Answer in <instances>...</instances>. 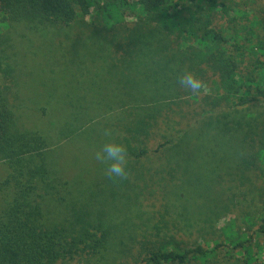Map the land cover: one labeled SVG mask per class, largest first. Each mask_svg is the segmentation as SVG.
I'll use <instances>...</instances> for the list:
<instances>
[{
    "label": "rangeland",
    "instance_id": "374dc122",
    "mask_svg": "<svg viewBox=\"0 0 264 264\" xmlns=\"http://www.w3.org/2000/svg\"><path fill=\"white\" fill-rule=\"evenodd\" d=\"M220 2L229 12L217 8L212 26L234 36L228 48L241 65L236 80L244 91L248 80L262 75L255 50L242 37L251 30L252 44L264 48V0ZM125 15L131 27L136 17ZM97 21L90 11L77 27L0 25V67L11 72L6 93L13 129L44 139L45 161L66 184L63 202L45 203V219L58 222L76 208L101 218L110 233L95 256L68 264H144L160 246L175 252L211 248L224 245L226 237L249 240L246 250H218L208 264H242L248 258L264 264V234L255 235L264 219V99L235 109L237 95L226 94L204 65L185 59L182 42L165 41L173 57L166 58L163 44L154 42L153 49L164 48L162 54L132 55L130 68L126 61L117 64L123 38L107 45L90 39ZM149 45L143 38L139 46ZM185 67L206 83L199 96L177 84ZM152 113L156 125L147 135L135 134L136 152L145 148L148 154L142 159L129 154V180L106 178L105 166L92 158L107 140L102 130L111 128L120 142L134 145L135 122L152 123ZM166 141L171 143L165 146ZM8 173L0 161V181Z\"/></svg>",
    "mask_w": 264,
    "mask_h": 264
},
{
    "label": "trees",
    "instance_id": "16d2710c",
    "mask_svg": "<svg viewBox=\"0 0 264 264\" xmlns=\"http://www.w3.org/2000/svg\"><path fill=\"white\" fill-rule=\"evenodd\" d=\"M217 8H221L224 15L229 12V7L220 0H0V25L23 22L33 26L77 27L83 24L90 11H94L98 23H92L94 28L89 38L101 39L107 45L117 42L116 37L121 36L124 46L121 49L127 58L122 54L116 61L117 64L126 61L127 67L135 63L132 55H146L148 52L160 55L164 48L168 53L166 58L173 57L164 45L165 41L178 46L182 42L185 48L180 45L179 51L185 59L196 66L204 65V70L208 69L217 76L226 94H233V98L234 94L237 95V102L234 103L233 99L232 103L236 109L247 106L258 97L264 99V48L260 42L258 46L252 44L251 30L243 35L242 41L251 45L252 53L255 50L254 56L262 75L256 81L248 80L245 90L241 91L244 86L238 85L236 80L241 65L228 48L234 46V36H226L212 26V13ZM128 12L136 17L131 27L126 23L125 14ZM143 38L151 44L145 50L139 46ZM154 42H161L164 48L153 49ZM0 70V161L9 169L8 176L0 181V194L6 192V186L11 189L9 192L6 188L7 195L0 200L7 198L0 207V264H68L95 256L106 247L110 237L101 218L70 208L68 215L58 222L45 219V203L50 200L63 202L66 184L45 161L47 145L44 139L36 133L13 129L15 120L7 104L10 91L7 83L11 72L7 68L0 67ZM152 117V123L135 122L132 128L134 145L125 141L132 159H142L148 154L145 148L136 152L140 141L135 134L147 135L156 125L155 113ZM170 143L166 141L165 146ZM262 221V227L255 232L257 237L264 234V219ZM224 240V245L185 247L179 252L160 246L147 256L144 264H208L217 259L218 250L225 249L223 251L227 254L243 252L249 242L227 237ZM256 245L262 249L259 241ZM242 264H252L251 258Z\"/></svg>",
    "mask_w": 264,
    "mask_h": 264
},
{
    "label": "clouds",
    "instance_id": "9594fccd",
    "mask_svg": "<svg viewBox=\"0 0 264 264\" xmlns=\"http://www.w3.org/2000/svg\"><path fill=\"white\" fill-rule=\"evenodd\" d=\"M179 87L192 96H199L206 90V83L194 71L185 67L177 76ZM102 135L106 142L93 153V160L104 165V175L114 182L129 180V153L127 146L116 138L114 130L105 128Z\"/></svg>",
    "mask_w": 264,
    "mask_h": 264
}]
</instances>
